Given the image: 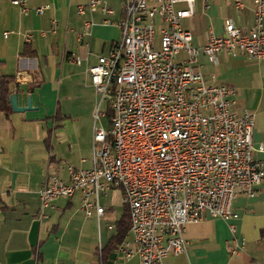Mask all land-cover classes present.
I'll use <instances>...</instances> for the list:
<instances>
[{
	"label": "crops",
	"instance_id": "1",
	"mask_svg": "<svg viewBox=\"0 0 264 264\" xmlns=\"http://www.w3.org/2000/svg\"><path fill=\"white\" fill-rule=\"evenodd\" d=\"M88 1L28 0L29 12L23 14L11 0H0V74L13 76L11 93H17L18 105H25L30 94L32 106L23 112L0 111V264H97L125 214L122 194L115 188L99 195L104 209L99 219L84 216L79 192L40 209L38 191L46 174L67 181V166L92 165V116L98 95L88 68L122 38L117 26L123 17L122 0H99L112 10L110 14L99 10L79 14L77 6ZM239 1L237 5L235 0H207L204 8L203 0H194L193 14L180 23L191 32L192 46L200 48L208 30L222 34L226 18L241 29L251 28L253 2ZM44 5L48 8L41 15L33 12ZM85 20L91 25L78 40ZM26 33L31 34L29 40ZM193 68L207 81L214 74L217 83L234 90L233 109L253 114L252 143L264 144V59L220 54L213 65L200 53ZM100 110L106 113L100 122L104 127L106 102L100 103ZM254 156L264 159V152ZM232 210L238 214L233 221L241 244L238 254L227 250L231 239L226 222L204 215L184 226L185 252L169 255L164 264H264V183L251 197L237 194ZM131 239L127 230L123 240ZM104 264L139 260L136 255L123 258L113 249Z\"/></svg>",
	"mask_w": 264,
	"mask_h": 264
},
{
	"label": "built area",
	"instance_id": "2",
	"mask_svg": "<svg viewBox=\"0 0 264 264\" xmlns=\"http://www.w3.org/2000/svg\"><path fill=\"white\" fill-rule=\"evenodd\" d=\"M27 2L11 0L23 14L29 12ZM203 2L206 8L207 0ZM252 2L251 28L241 29L226 18L223 33L208 30L205 43L197 48L191 32L180 24L193 14L194 0H130L117 22L119 30L129 25L126 52L115 55L116 41L88 68L99 95L92 116V165L67 166V181L46 174L38 191L41 211L54 199L79 192L84 216L99 219L104 212L99 195L110 188L119 190L118 179H125L127 190L120 192L122 199H131L133 218L131 241L116 247L123 258L136 255L139 264H164L169 255L185 252L184 226L204 215L226 222L231 239L227 250L238 254L241 244L233 223L238 214L232 202L237 194L253 196L264 183V159L254 156L264 152V144L253 145L254 116L246 109H233L234 90L217 83L214 74L207 81L193 65L200 53L213 65L220 54L264 59V0ZM47 8L38 6L33 12L41 15ZM86 10L112 12L99 0L77 6L81 15ZM90 25L83 22L78 40ZM24 36L29 40L31 34ZM179 55L183 58L177 60ZM115 69H122V76L110 83ZM110 90H117L116 99H108ZM103 101L111 112L106 128L100 123L106 115L100 110ZM107 131H115L117 147H110Z\"/></svg>",
	"mask_w": 264,
	"mask_h": 264
},
{
	"label": "trees",
	"instance_id": "3",
	"mask_svg": "<svg viewBox=\"0 0 264 264\" xmlns=\"http://www.w3.org/2000/svg\"><path fill=\"white\" fill-rule=\"evenodd\" d=\"M13 76L1 75L0 74V111L7 114L11 110L9 104V96L11 94V84L13 82ZM129 218L130 211L127 206H125V214L122 217L121 225L119 226V231L110 240L109 244L100 253V262L97 264H104L106 261V255L111 250L116 249V247L123 241V238L129 229Z\"/></svg>",
	"mask_w": 264,
	"mask_h": 264
},
{
	"label": "bare ground",
	"instance_id": "4",
	"mask_svg": "<svg viewBox=\"0 0 264 264\" xmlns=\"http://www.w3.org/2000/svg\"><path fill=\"white\" fill-rule=\"evenodd\" d=\"M123 10H128L130 6V0H122L121 2ZM122 38L120 42L117 41V48H115V55H122V52H126L129 36V25H121ZM122 76V69H115L110 74V83H117ZM117 90H110L108 92V99H116ZM107 141L110 143V147H117V136L115 131H107ZM119 190H127V182L125 179H118ZM123 203L128 207L130 216L133 218L132 201L131 199H123Z\"/></svg>",
	"mask_w": 264,
	"mask_h": 264
},
{
	"label": "water",
	"instance_id": "5",
	"mask_svg": "<svg viewBox=\"0 0 264 264\" xmlns=\"http://www.w3.org/2000/svg\"><path fill=\"white\" fill-rule=\"evenodd\" d=\"M9 104L14 112H23L32 109L30 94L26 96V104L18 105L17 93L13 92L9 96Z\"/></svg>",
	"mask_w": 264,
	"mask_h": 264
},
{
	"label": "rangeland",
	"instance_id": "6",
	"mask_svg": "<svg viewBox=\"0 0 264 264\" xmlns=\"http://www.w3.org/2000/svg\"><path fill=\"white\" fill-rule=\"evenodd\" d=\"M98 95V94H97ZM98 100H99V95H98ZM105 107V103L102 105V108H104ZM108 115L110 116L111 115V112H108ZM107 119L108 118H105L104 119V127L106 128V126H107Z\"/></svg>",
	"mask_w": 264,
	"mask_h": 264
}]
</instances>
